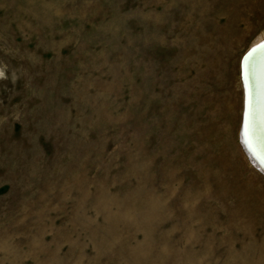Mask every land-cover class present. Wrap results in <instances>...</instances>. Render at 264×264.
Listing matches in <instances>:
<instances>
[{
  "label": "rangeland",
  "instance_id": "374dc122",
  "mask_svg": "<svg viewBox=\"0 0 264 264\" xmlns=\"http://www.w3.org/2000/svg\"><path fill=\"white\" fill-rule=\"evenodd\" d=\"M261 37L264 0H0V264H264Z\"/></svg>",
  "mask_w": 264,
  "mask_h": 264
},
{
  "label": "bare ground",
  "instance_id": "6f19581e",
  "mask_svg": "<svg viewBox=\"0 0 264 264\" xmlns=\"http://www.w3.org/2000/svg\"><path fill=\"white\" fill-rule=\"evenodd\" d=\"M259 39V42L254 46L264 42V38L261 37ZM245 70L246 78L242 77L241 81L244 89V99L248 103V113L246 116L248 126L247 131L250 130L253 134V139L248 135V142L254 147V145L256 146L258 144L264 145V52L261 53L260 56L254 57L252 62L248 61ZM248 80L250 81V91L248 90V83L246 84ZM249 143L248 145H250ZM240 145L245 155L248 157L250 164L264 175V166L256 160L250 151L252 148L251 145V148L248 147L247 144H245L244 138H241ZM260 147L264 150V146ZM258 158L264 163L261 156H258Z\"/></svg>",
  "mask_w": 264,
  "mask_h": 264
},
{
  "label": "water",
  "instance_id": "95a60500",
  "mask_svg": "<svg viewBox=\"0 0 264 264\" xmlns=\"http://www.w3.org/2000/svg\"><path fill=\"white\" fill-rule=\"evenodd\" d=\"M264 52V42L256 45V46H253V47H250V49L245 53V55L242 57L241 59V62H240V72H241V78L242 77H245L246 78V65L248 64V61H253V58L254 57H257V56H260L261 53ZM248 79V77H247ZM248 83V90L250 91V87H249V84H250V81L248 80L246 82V84ZM252 93V91H251ZM247 106H248V103L245 101L244 99V107H243V114H242V122H241V127H240V141H241V138L243 139L244 138V141H245V144H247L248 147H250V143L248 142V135L252 138L253 134L252 132L248 130V126H247V120H246V116H247ZM250 145H248V143ZM256 143V142H255ZM259 143V142H257ZM260 146H264L262 144H258V145H254V147L251 145V149L250 151L252 152V154L254 155V157L256 158V160L261 163L263 166H264V163L263 161H261L258 156H261V158H263L264 160V150H262V148Z\"/></svg>",
  "mask_w": 264,
  "mask_h": 264
}]
</instances>
